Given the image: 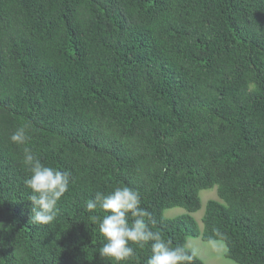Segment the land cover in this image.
<instances>
[{"label":"trees","instance_id":"16d2710c","mask_svg":"<svg viewBox=\"0 0 264 264\" xmlns=\"http://www.w3.org/2000/svg\"><path fill=\"white\" fill-rule=\"evenodd\" d=\"M25 146L69 173L48 225L30 221ZM123 185L190 264L189 237L264 264V0H0V264H117L86 202ZM131 246L121 264H146Z\"/></svg>","mask_w":264,"mask_h":264},{"label":"clouds","instance_id":"9594fccd","mask_svg":"<svg viewBox=\"0 0 264 264\" xmlns=\"http://www.w3.org/2000/svg\"><path fill=\"white\" fill-rule=\"evenodd\" d=\"M26 128L19 127L11 134L13 144H27L29 137ZM23 163L30 171V176L25 180L31 190L30 221L40 225L51 224L58 215V203L69 190V173L46 166L27 146L23 148ZM86 207L90 213L98 208L104 213L102 218L99 215L90 216L93 222H98L99 232L105 241L99 248L100 257L121 264L135 255L131 246L135 244L141 248L150 245L146 264H190L193 259L184 247L173 246L171 240H165L160 231L151 230L147 220L151 214L141 207V194L134 188L123 185L115 187L108 194L97 192L94 199L86 202ZM217 235L220 234L217 232ZM209 244L227 250L223 237L210 239Z\"/></svg>","mask_w":264,"mask_h":264},{"label":"rangeland","instance_id":"374dc122","mask_svg":"<svg viewBox=\"0 0 264 264\" xmlns=\"http://www.w3.org/2000/svg\"><path fill=\"white\" fill-rule=\"evenodd\" d=\"M201 209L191 215L197 220L202 227L201 219L204 215L205 205L210 199H217L216 188L212 190L202 191L200 193ZM187 211L183 208H172L164 211V216L174 218L186 214ZM187 247L190 248L204 264H237L225 258V249L221 247H213L209 242H203L199 237L187 239Z\"/></svg>","mask_w":264,"mask_h":264}]
</instances>
